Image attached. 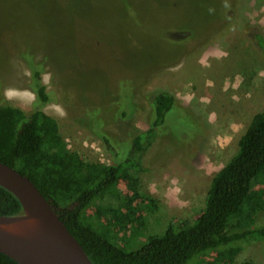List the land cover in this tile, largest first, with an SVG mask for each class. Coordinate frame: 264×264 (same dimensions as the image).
<instances>
[{
    "label": "rangeland",
    "instance_id": "obj_1",
    "mask_svg": "<svg viewBox=\"0 0 264 264\" xmlns=\"http://www.w3.org/2000/svg\"><path fill=\"white\" fill-rule=\"evenodd\" d=\"M255 25L264 33V0H0V99L32 112L31 71L15 54L35 53L56 98L44 112L70 149L109 164L113 153L93 128L102 124L121 151L127 131L131 137L150 126L149 94L176 96L183 108L168 113L142 158L140 191L155 205L143 207L138 231L119 233L134 250L172 220L195 222L213 176L264 109V54L249 37ZM128 92L137 110L124 118L132 109ZM118 190L128 191L123 182ZM255 190H264L263 180ZM97 210L84 219L99 223ZM263 224L264 209L256 217ZM237 246L232 264H264V241ZM218 261L213 253L188 264Z\"/></svg>",
    "mask_w": 264,
    "mask_h": 264
},
{
    "label": "trees",
    "instance_id": "obj_2",
    "mask_svg": "<svg viewBox=\"0 0 264 264\" xmlns=\"http://www.w3.org/2000/svg\"><path fill=\"white\" fill-rule=\"evenodd\" d=\"M249 37L264 54L261 27L255 25ZM15 55L31 71L35 101L27 114L0 99V161L35 183L94 264H188L198 255L213 253L219 255L218 264H232L241 249L238 244L264 241V224L256 225V217L264 209V190H255L258 181H264V109L252 117L236 154L213 176L205 209L195 222L172 220L163 234L151 235L141 247L126 250L118 241L119 233L138 231L143 207L155 205L140 191L143 154L162 132L168 113L183 107L170 92L150 93V126L131 137L129 131L125 138L120 133L121 151L101 129L102 124L94 127L114 160L109 164L90 161L68 147L58 121L44 112L43 107L56 98L43 82L44 66L35 60L36 54L20 49ZM131 98L128 92L129 103ZM131 105L132 109L127 107V113L122 114L124 118L137 110L132 101ZM122 182L128 190L125 195L118 190ZM93 206H98L94 215L101 219V226L84 219ZM22 212L19 199L0 186V215ZM0 264L19 263L0 252Z\"/></svg>",
    "mask_w": 264,
    "mask_h": 264
},
{
    "label": "water",
    "instance_id": "obj_3",
    "mask_svg": "<svg viewBox=\"0 0 264 264\" xmlns=\"http://www.w3.org/2000/svg\"><path fill=\"white\" fill-rule=\"evenodd\" d=\"M0 186L23 206L19 215H0V252L19 264H94L28 176L0 161Z\"/></svg>",
    "mask_w": 264,
    "mask_h": 264
}]
</instances>
